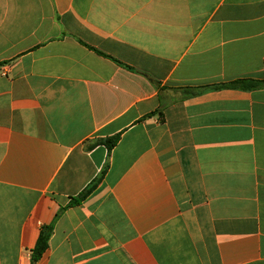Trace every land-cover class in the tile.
Segmentation results:
<instances>
[{
  "label": "crops",
  "instance_id": "crops-1",
  "mask_svg": "<svg viewBox=\"0 0 264 264\" xmlns=\"http://www.w3.org/2000/svg\"><path fill=\"white\" fill-rule=\"evenodd\" d=\"M50 225L36 264H264V0H0V264Z\"/></svg>",
  "mask_w": 264,
  "mask_h": 264
},
{
  "label": "trees",
  "instance_id": "trees-1",
  "mask_svg": "<svg viewBox=\"0 0 264 264\" xmlns=\"http://www.w3.org/2000/svg\"><path fill=\"white\" fill-rule=\"evenodd\" d=\"M262 84L260 82L255 81H238L231 85L234 88H246V89H254L260 87ZM119 137L109 138L105 141L97 142V144L105 145L109 150H111L118 142ZM96 144V145H97ZM104 172L102 173V176ZM102 176L96 180H94L85 190L77 197L72 200L70 203L71 206L78 205L84 200H86L91 193L96 189L99 182L101 181ZM53 233V226L50 225L47 228L42 229L40 236L38 238L37 244L32 251V263L36 264L46 252L49 246V240Z\"/></svg>",
  "mask_w": 264,
  "mask_h": 264
}]
</instances>
